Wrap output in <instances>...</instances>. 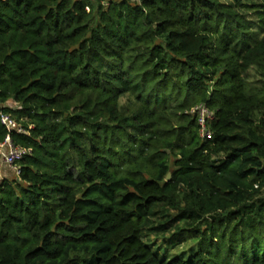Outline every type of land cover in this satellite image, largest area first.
Wrapping results in <instances>:
<instances>
[{"label": "trees", "instance_id": "trees-1", "mask_svg": "<svg viewBox=\"0 0 264 264\" xmlns=\"http://www.w3.org/2000/svg\"><path fill=\"white\" fill-rule=\"evenodd\" d=\"M9 133L0 264H264V0H0Z\"/></svg>", "mask_w": 264, "mask_h": 264}, {"label": "built area", "instance_id": "built-area-1", "mask_svg": "<svg viewBox=\"0 0 264 264\" xmlns=\"http://www.w3.org/2000/svg\"><path fill=\"white\" fill-rule=\"evenodd\" d=\"M192 112L198 117L201 136L203 138L211 137L212 132L209 129V124L214 119L215 113L206 105H200L194 108ZM1 120L9 132L13 130L23 132L21 127L16 129L17 123L11 114L2 113ZM30 152V149L15 144L10 133L7 134L5 140L0 144V158L2 163L10 168L17 169L19 161Z\"/></svg>", "mask_w": 264, "mask_h": 264}, {"label": "rangeland", "instance_id": "rangeland-1", "mask_svg": "<svg viewBox=\"0 0 264 264\" xmlns=\"http://www.w3.org/2000/svg\"><path fill=\"white\" fill-rule=\"evenodd\" d=\"M6 105H8L10 108L16 109L18 108V104L16 102H14L13 100H9L6 102ZM16 121V129L21 127L23 129V132L25 131V129L21 126V122L25 121L26 118H22V121H17L16 117H13ZM20 172V165L18 164V168L17 169H13V170H7V174H9L11 176V178L14 179H18V175ZM3 176L0 175V179ZM145 241H147L150 245L153 246V248L155 249V251L157 250L160 253L161 258H165L164 256L167 257H173V256H177V255H182V256H186L188 257L190 255V248L194 247V244H192L191 242L182 244L180 246H176L174 244V242H172L171 239H168L167 241L164 240H155V238H147L145 237ZM193 245V246H192Z\"/></svg>", "mask_w": 264, "mask_h": 264}]
</instances>
